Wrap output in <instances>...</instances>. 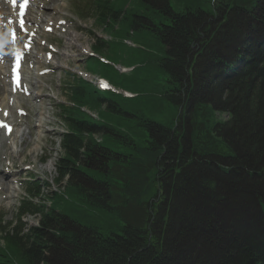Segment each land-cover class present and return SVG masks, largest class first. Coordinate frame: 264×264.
<instances>
[{
    "label": "trees",
    "instance_id": "obj_1",
    "mask_svg": "<svg viewBox=\"0 0 264 264\" xmlns=\"http://www.w3.org/2000/svg\"><path fill=\"white\" fill-rule=\"evenodd\" d=\"M132 1L98 5L141 42L132 95L64 81L67 183L23 201L40 225L6 235L0 264H264V0Z\"/></svg>",
    "mask_w": 264,
    "mask_h": 264
},
{
    "label": "rangeland",
    "instance_id": "obj_2",
    "mask_svg": "<svg viewBox=\"0 0 264 264\" xmlns=\"http://www.w3.org/2000/svg\"><path fill=\"white\" fill-rule=\"evenodd\" d=\"M92 1L34 0L33 7L29 11L31 16L38 17L36 26L29 28V30L35 33L34 53L36 54L37 51L51 53L53 60L50 64L43 61L44 68H51L50 72L43 75H38L41 67L36 63L39 62L38 58L37 60L35 58L30 59L29 61H32V64L28 62L24 65V78L26 82L29 81L31 86H33V92L42 91V103H39V100L34 96L35 93L27 96L23 92L18 91L15 93L16 96H10L13 97L14 102L12 105L8 103L6 109L10 112L11 116L8 119L15 123L16 129L7 136H4L0 145V182L3 183V189H0V219L3 221L6 229L12 230L14 227L19 226L17 231L21 235L26 234L34 224L39 223L37 216H24L21 222L16 218L20 201L26 198L25 195H29L26 190L27 181L31 177H34L45 188V194L40 193L37 195L32 200V204H46L47 206L49 205L47 198L50 195L49 193L58 187L62 188L67 183L66 179L60 184L54 182L56 175L51 161H54L57 155L60 154L55 138L43 127L42 141H40L41 135L38 136V133L41 127H36L41 113L45 121L52 118V115L47 110V99L50 100L48 95L55 93L62 101L67 99L61 85L65 74L70 71L72 72L71 69H86L92 75L106 73L117 88H125L123 80L128 78L129 72L121 71L118 66L128 67L133 64L132 57H134L136 50L141 46V42L136 36H118L117 34L107 32L108 36L104 41L106 44H111V51L97 50V55L105 57L108 63L102 64L94 60L84 62L82 59H85L87 56L79 55L82 52L80 48H91L92 45L97 43L96 37L100 34L106 35L103 26L97 23L94 10H92V6H94ZM131 1L129 0L125 6L131 8ZM181 1L184 3L186 0ZM172 2L176 9L179 11L183 10L184 4H178L174 0ZM202 6L206 7L204 4ZM57 19L63 21V24L57 25ZM48 20H51L53 23L52 30L44 27L47 26ZM70 33L73 34L72 39L77 38L76 44L68 41ZM125 38H128L132 44H127ZM41 41L44 45H40ZM52 46L57 48L56 52L51 49ZM95 49L97 48L95 47ZM26 55L30 57L29 54ZM7 78L9 79V77ZM18 108L27 113L18 114ZM11 182H14L12 186L17 187V189L8 190ZM180 187L182 188V184ZM217 194L221 196L219 192ZM204 209H199L198 216H202L206 212V209L203 211ZM93 215L96 217L104 216L103 213L97 212L93 213ZM1 243L5 244L3 241ZM10 252L11 250L8 251V253ZM9 264L31 263L26 262L22 258L12 257Z\"/></svg>",
    "mask_w": 264,
    "mask_h": 264
},
{
    "label": "bare ground",
    "instance_id": "obj_3",
    "mask_svg": "<svg viewBox=\"0 0 264 264\" xmlns=\"http://www.w3.org/2000/svg\"><path fill=\"white\" fill-rule=\"evenodd\" d=\"M17 16H19L17 7L11 6L9 1L7 2L6 0H0V20H1L0 51L8 52L7 55L4 57V59L0 60V101L2 102V104L6 103V105L8 104L7 100H9L8 94H10L7 91L9 89V91L11 92V89H14V86L12 85L10 87V83L8 85L7 80H6L8 76L6 67L10 66V64L8 63H11L13 59V56L10 55L11 50L12 51L18 50L23 54H29L30 57L29 56L28 57L30 59L35 58L37 60L38 58L39 62H36V63L41 64L40 66H42L43 61L45 62L49 61V58L45 54L40 53V51H37L35 54L32 49V45L29 43L32 41V33L26 29L27 25L31 23H37L38 17L31 16V14L28 13V15L24 17L25 20H24L23 27H22ZM57 20L59 21V19ZM9 21H11V23H9ZM48 21L50 22V24H52L51 20H48ZM25 23H26V26H25ZM51 27L52 25H50V28ZM12 30L16 32L15 41H13V37L11 33ZM72 35L73 34L70 33V38L68 39V41L70 43H77L76 39H72ZM40 45H44V43L40 42ZM30 63H32V61H30ZM242 72H243V69L239 73H237V75H240ZM38 127L40 128L41 125H39ZM42 132L43 130L41 128L39 132V136L42 135ZM12 187L13 186L11 185L10 188L8 189H12Z\"/></svg>",
    "mask_w": 264,
    "mask_h": 264
},
{
    "label": "snow or ice",
    "instance_id": "obj_4",
    "mask_svg": "<svg viewBox=\"0 0 264 264\" xmlns=\"http://www.w3.org/2000/svg\"><path fill=\"white\" fill-rule=\"evenodd\" d=\"M13 2H15V0H13ZM21 26L23 27V20H21ZM12 37H13V41H15V39H16V35H15V32L13 31V33H12ZM23 54L22 53H18L17 54V60H19V58L22 56ZM0 127H6V125H3V124H0Z\"/></svg>",
    "mask_w": 264,
    "mask_h": 264
}]
</instances>
